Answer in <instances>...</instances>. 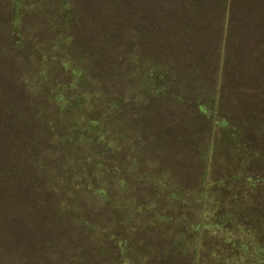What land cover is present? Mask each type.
Segmentation results:
<instances>
[{"label": "trees", "instance_id": "1", "mask_svg": "<svg viewBox=\"0 0 264 264\" xmlns=\"http://www.w3.org/2000/svg\"><path fill=\"white\" fill-rule=\"evenodd\" d=\"M169 1L3 0L4 26L20 56L0 63V264L24 256L18 236L29 239L33 250L49 249L54 264H164L189 249L195 264L201 240L210 264H264V219H254L253 204L245 202L257 183L243 188L240 182V168L264 167V0H226L228 26L237 38L233 53L249 63L230 84H240L230 88L233 99L220 100L226 95L219 86L194 94L172 89L174 102L193 104L192 115L210 126L204 160L218 147L219 155L234 152L239 164L216 181L203 171L194 186L162 183L146 171L132 174L144 160L143 142L129 146L127 132L113 119L125 102L143 104L151 93L163 97L170 85H183L172 66L182 60L183 41L193 44V29L207 24L193 0L185 11L176 7L178 0ZM245 37L251 44L241 49L249 45ZM253 55L257 61H250ZM118 79L126 82L123 92ZM15 88L21 96L12 95ZM243 105L252 113L245 114ZM130 179L141 184L127 185ZM10 196H21L17 212L6 201ZM101 208L111 218L102 225L91 219ZM62 215L67 230L57 223ZM158 224L153 236L135 235L139 227ZM38 228L49 240L36 238ZM76 230L83 239H98L93 244L104 257L81 251ZM220 248L226 250L215 251Z\"/></svg>", "mask_w": 264, "mask_h": 264}, {"label": "rangeland", "instance_id": "2", "mask_svg": "<svg viewBox=\"0 0 264 264\" xmlns=\"http://www.w3.org/2000/svg\"><path fill=\"white\" fill-rule=\"evenodd\" d=\"M166 1L168 2V0ZM171 1L173 0H170L169 3ZM193 1L195 2L194 8L201 14H205L204 16L207 19V24L206 26H198L193 29V44L188 43L189 40L183 41L181 50L180 52H178L180 53V59L182 60L178 63H174V65L172 66L173 68L171 71L177 77H179L178 83H183V85L178 87L174 86V84L170 85L166 95L163 97H157L153 95V93H151L148 96V101L143 104L140 101L137 102L135 99H133L131 102H125L120 106L119 114L116 115L113 119L115 120L114 123L121 124V126L119 127L124 132H127L128 137L131 139L129 146L132 143H140L141 141L143 142V149L145 150L144 160L138 163V168L140 167V169L136 170L132 174L135 175L139 171H146L147 173L151 174V176H156L157 180H160V182L162 183H164L165 181L170 183L177 182L184 186L196 185V178L203 171L208 174V177L211 178L212 181H216L214 177L216 179H222V177L227 175L228 171H230L232 167L235 168V165L239 164V162L235 164L236 154L234 152L231 156V152H229L227 156V154L223 152V149L221 151V154L219 155L220 151L218 147L214 149L213 153L211 150L212 156L209 157L211 161L210 159L206 160L207 162L204 160L206 144L210 139V126L207 127V123L201 121V119L196 115H192L193 111L190 109H192L193 104L188 105L185 102H183L182 104H180L181 102H174V100L171 98L173 96L172 89H175L177 91L185 89L187 90V92L188 90H191L194 94L195 90L196 92L203 90H206L207 92L214 90L219 86L222 90L221 95H226L225 97H220V100L222 98V100L229 99L230 101V99H233L232 93L230 94V88L233 91L234 89H236V86L240 87V84L230 85L233 82V79L236 81L235 74L238 72V70H245V67H247L249 64L247 56L243 57V62H241V60L239 59L241 57L238 56V53H233L235 45L234 43L237 42V38H235V29L229 28L228 26L229 23L227 21V14L230 9L226 4V0L225 2L223 0H213V2L207 0V3L206 0ZM2 3L3 0H0V63H2L3 61H8V58H16L20 56V54H18L14 49V45L10 42V36L8 35V32L4 26V20L7 19V17L5 16L6 12ZM187 4H190L189 0H185L184 2L178 0L176 2V7L183 8L185 11L186 8L188 10ZM223 4H225V8ZM259 4L263 3H261L260 1ZM226 31L229 33V37ZM245 38L249 45H244L241 49H243L244 47H248L251 44V41L247 37ZM247 42H245V44H247ZM169 43L171 45H175L171 41H169ZM239 52L241 54V51ZM177 55H175V57H178ZM251 55L252 54L249 52V56ZM253 56L254 57L250 58V61H252L253 59H255L254 61H257L256 58L258 57H255V55ZM238 65H241V67L238 68ZM248 68L249 66L247 67V69ZM137 83L138 82L135 81L133 83L131 82L132 88L133 86H136ZM115 84L118 90H120L121 92L125 91V81L118 79ZM223 87L225 90L228 89V91L224 92ZM255 94L257 95V93ZM12 95L15 97L21 96L20 91L16 88L12 92ZM228 103L232 105V102ZM222 104L224 105L223 101ZM230 108H232V106ZM243 108L245 114L252 113L251 106L243 105ZM131 110H134V112H131ZM136 110H138L137 113H135ZM142 127V132L139 133L138 131ZM192 129H195L194 132H192ZM118 132H120V129L118 130ZM261 138H263L260 140L261 146L263 147L261 154L264 157V136H261ZM242 141L244 142L243 139ZM238 143L241 142L238 141ZM228 145L230 144H223V146H226V149L228 148ZM230 150L231 148L229 147V151ZM240 170L241 176L244 177V183L240 181L241 186L243 188H246V186H254V184L257 183L256 189H258L257 191L252 192V197L247 196V200L245 202L251 205L253 204L256 214L253 216L254 219H256V217H262L264 219V167L257 166L256 168H253V166H245L240 168ZM130 183H132V187H136L137 185L141 184L139 181L132 182L131 179L130 182L127 183V185H129ZM258 184H263V187ZM151 185L152 183H150V186ZM3 196L4 195L0 194V199L2 200V202L5 197ZM10 199V201H6L8 203H11L12 207H16V209L14 210H16L15 212H17V210L19 209L18 205H22L20 204L21 196H10ZM1 200L0 206H2ZM6 206H8V204ZM3 207H0V209ZM253 207L251 206V210L254 211ZM2 210H0V248L5 249V241L3 239V237L5 236L1 234V231L4 229ZM48 210L50 212L53 211V213L56 211L54 205H50L48 207ZM22 212L23 210H20L17 215H20ZM91 214V219L100 222V225H102V223H106L109 219H111L108 216L109 212L107 213V209L101 208L100 210L93 211ZM53 219L54 218H52V220ZM67 221L69 220L62 215L61 220L57 223L64 222V229L67 230L69 227L65 224L67 223ZM158 227L159 224L149 228L146 226L142 228L139 227L137 228V230H135V235L138 238H148L149 235L153 236L157 234ZM41 228L45 229L44 226ZM41 228H38L41 232H37L36 238L38 236L40 240H49L48 235L45 233L47 231H44ZM76 232L77 234H72L74 238L73 240H76L77 245H79L78 248H80L81 251L88 250V256L91 257V259L95 258V256H100V258L104 257L99 251L100 249H95L94 247L93 243H98V239H96V241L93 240L95 237L92 235H90L88 239H83L80 236L85 235L82 234L81 230H76ZM18 239L20 241L16 242V244H21L24 256L20 259L19 263H17L18 259H14L11 261V264H21L22 261H26L29 262L28 264H32L30 263V260L34 261L35 264H54L52 259L49 261V249L42 248L39 251H36V248L33 250L29 239H25L24 237L19 238V236ZM148 241L149 243L154 242L153 238H149ZM205 242L206 241L201 240V242L198 243V248L197 250H195V264H210V262L213 263V261L209 258H205L206 255L202 251H200L203 243ZM148 246L150 245L148 244ZM162 246L165 248L166 244L165 246ZM225 250L226 249L221 250L220 248L215 251H217L218 253H222ZM188 251L182 257L180 254H176L178 256H173L170 262H164V264H190L191 258L188 257V255L190 256V252ZM178 257L181 258L175 260ZM39 259H42L43 262L40 263ZM237 260L238 259L234 260L236 261L235 264H239ZM102 262L98 264H102ZM56 264H64V261L61 260ZM224 264H232V262L227 261Z\"/></svg>", "mask_w": 264, "mask_h": 264}]
</instances>
